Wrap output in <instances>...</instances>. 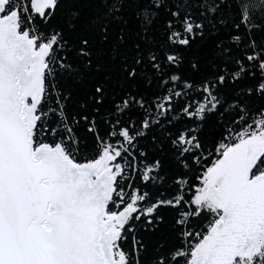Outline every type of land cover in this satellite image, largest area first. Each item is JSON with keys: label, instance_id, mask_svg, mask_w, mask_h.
<instances>
[{"label": "snow or ice", "instance_id": "6c2138e0", "mask_svg": "<svg viewBox=\"0 0 264 264\" xmlns=\"http://www.w3.org/2000/svg\"><path fill=\"white\" fill-rule=\"evenodd\" d=\"M0 264H264V0H0Z\"/></svg>", "mask_w": 264, "mask_h": 264}]
</instances>
